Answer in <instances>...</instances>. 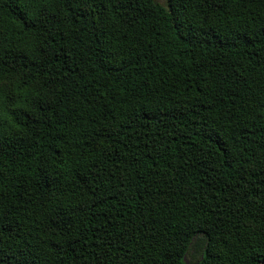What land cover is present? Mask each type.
I'll use <instances>...</instances> for the list:
<instances>
[{"label": "trees", "instance_id": "16d2710c", "mask_svg": "<svg viewBox=\"0 0 264 264\" xmlns=\"http://www.w3.org/2000/svg\"><path fill=\"white\" fill-rule=\"evenodd\" d=\"M264 263V0H0V264Z\"/></svg>", "mask_w": 264, "mask_h": 264}, {"label": "rangeland", "instance_id": "374dc122", "mask_svg": "<svg viewBox=\"0 0 264 264\" xmlns=\"http://www.w3.org/2000/svg\"><path fill=\"white\" fill-rule=\"evenodd\" d=\"M158 2H160V3H164V0H157Z\"/></svg>", "mask_w": 264, "mask_h": 264}, {"label": "water", "instance_id": "95a60500", "mask_svg": "<svg viewBox=\"0 0 264 264\" xmlns=\"http://www.w3.org/2000/svg\"><path fill=\"white\" fill-rule=\"evenodd\" d=\"M260 264H264V263H260Z\"/></svg>", "mask_w": 264, "mask_h": 264}]
</instances>
